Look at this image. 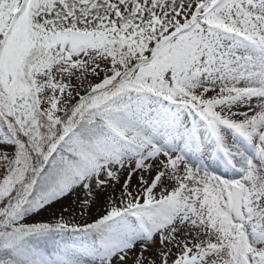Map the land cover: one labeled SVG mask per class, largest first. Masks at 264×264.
I'll use <instances>...</instances> for the list:
<instances>
[{
	"label": "snow or ice",
	"instance_id": "snow-or-ice-1",
	"mask_svg": "<svg viewBox=\"0 0 264 264\" xmlns=\"http://www.w3.org/2000/svg\"><path fill=\"white\" fill-rule=\"evenodd\" d=\"M0 264H264V0H0Z\"/></svg>",
	"mask_w": 264,
	"mask_h": 264
},
{
	"label": "rangeland",
	"instance_id": "rangeland-1",
	"mask_svg": "<svg viewBox=\"0 0 264 264\" xmlns=\"http://www.w3.org/2000/svg\"><path fill=\"white\" fill-rule=\"evenodd\" d=\"M71 199H72V197H69L68 199H65L64 201H62V203L64 205H68L70 203ZM102 205H103V197L100 198L97 205L93 208V210H92L93 216L97 215L101 211ZM59 207H60V205L57 204L54 208L49 209L46 212H43L41 214V216L31 218L29 222H35V221L47 220V219L53 218V214L57 212Z\"/></svg>",
	"mask_w": 264,
	"mask_h": 264
},
{
	"label": "bare ground",
	"instance_id": "bare-ground-1",
	"mask_svg": "<svg viewBox=\"0 0 264 264\" xmlns=\"http://www.w3.org/2000/svg\"><path fill=\"white\" fill-rule=\"evenodd\" d=\"M133 183H135V180L133 181Z\"/></svg>",
	"mask_w": 264,
	"mask_h": 264
}]
</instances>
